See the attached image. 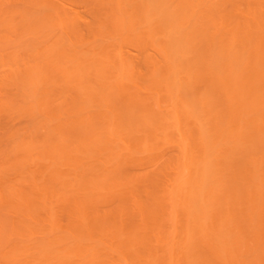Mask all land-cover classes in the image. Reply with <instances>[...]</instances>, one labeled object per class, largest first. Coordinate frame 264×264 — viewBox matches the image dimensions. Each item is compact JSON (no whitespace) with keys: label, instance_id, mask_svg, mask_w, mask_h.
<instances>
[{"label":"bare ground","instance_id":"bare-ground-1","mask_svg":"<svg viewBox=\"0 0 264 264\" xmlns=\"http://www.w3.org/2000/svg\"><path fill=\"white\" fill-rule=\"evenodd\" d=\"M0 264H264V0H0Z\"/></svg>","mask_w":264,"mask_h":264}]
</instances>
